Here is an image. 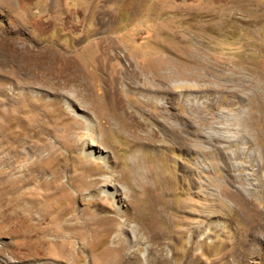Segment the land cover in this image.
<instances>
[{
    "label": "rangeland",
    "instance_id": "obj_1",
    "mask_svg": "<svg viewBox=\"0 0 264 264\" xmlns=\"http://www.w3.org/2000/svg\"><path fill=\"white\" fill-rule=\"evenodd\" d=\"M0 43L51 59L53 83L72 68L86 81L21 79L0 57V264H264V0H0ZM123 61L151 77L169 64L194 88L161 110L230 138L234 188L217 151L142 146L124 128L121 108L146 122L161 110L115 84ZM103 177L108 197L79 196ZM138 237L148 250L127 245Z\"/></svg>",
    "mask_w": 264,
    "mask_h": 264
},
{
    "label": "bare ground",
    "instance_id": "obj_2",
    "mask_svg": "<svg viewBox=\"0 0 264 264\" xmlns=\"http://www.w3.org/2000/svg\"><path fill=\"white\" fill-rule=\"evenodd\" d=\"M11 48L12 47L10 45L8 47L0 46V57L2 58L3 61H5L7 63H10L12 66L16 67V72L18 73V75L21 76V79L22 78H29V77L32 76L34 78L36 77L39 82H44L47 85L48 84L53 85V86L54 85H57V86L60 85V86H62L61 89L65 88L66 86H68L70 84L71 85L72 84H75V85L81 87V85L85 84V82H86L85 80L83 81V77H80L78 75V73L75 70V68H72V71H68V73L66 75H64L58 81L56 80L57 82L53 80L54 81V83H53L51 81L52 80L51 78H54V79H56V78L54 76L55 68H54V65H53V62L51 61V59H45V57H42V56L33 54V55H35L36 59H39L40 60V59H43L44 58L45 60L44 59L43 60H40V61H35L34 60L35 61V62L33 61L34 67H32V62L31 63L30 62L29 63H26V61L28 60L27 58H34L33 55H29V54H31L29 52L31 49L29 50L28 48L26 49V47L19 46V47H16V50L15 51H13ZM30 56H33V57H30ZM122 65H123V70H122L121 76L117 79V81H116L115 84H118V86L119 85L120 86L121 85H125L126 86L125 87L126 91L128 93L132 94V95L138 96L140 98L141 102L143 103V106H145V105H151V104L155 103L156 104V107L159 108L160 110L161 109H165V107H167V106L170 107V105L172 103L176 102L177 100H182V101L183 100H186L188 102L191 101V98L193 97L192 94L194 92H196L194 90V88H191L188 85H182V83H181V85L174 86L175 84L174 85L172 84V82H171L172 77L171 76H172V72H175V71L171 68V66L169 64H165V65H163L159 69V72L165 71V70L168 69L167 71L161 73L160 75L158 74L159 76L154 75L152 77L151 76H148V75H143L141 73V70H140L139 66L137 64L131 63V61L126 62V63H124V61H123L122 62ZM156 77H159V79L156 78ZM91 88H94V87H91ZM30 89L31 88H29V90ZM198 90H199V88H198ZM199 92H201V91H199ZM108 96L110 97V95H108ZM113 99H115V98H113ZM106 102H108V101H106ZM121 105H123V104L121 103ZM119 106L117 108H121ZM116 111H118V110H116ZM116 114L118 115V117L121 118V122L124 123V128L128 132H130V134L133 135L140 142V144H142V146L145 145V146L151 147V146H153L152 145V141H155V140L164 143L163 140L165 138L166 140H171L172 143H177L179 145L184 146L186 148V151L188 153H191V154L194 153V149L195 148L192 145V143H194L197 147L202 148L203 151H211V152L217 151L221 159L227 160V156H225V150H226V143L230 142V138L228 136L222 134V133H219V132H221V129L218 128V127H215L214 125H212V123H209L208 126H207V127H209L211 129V132L210 133H205L204 130H201L200 128L196 127L192 123V120H186V119H183V118H178L179 116L177 117L176 115L167 116V115H165L164 111H162V110H161V113L159 114V117H151V116H148L149 122H146L143 119L139 118L137 116V114H135L134 111H132V110H125V109H122L121 108V110H119L118 112H116ZM142 115L143 116H147V113H143ZM177 118L179 120H177ZM236 118L239 120V117H236ZM177 121H179V123H177V125H176V122ZM224 123H225V126H223L222 129L223 130H227V133L231 136V133L232 132H230L231 129L229 128L230 121L224 120ZM91 126L92 125L87 126V128L90 130L88 132L89 134L88 135L86 134V137H82V140H85L88 137H90V139H92L91 136L93 134L92 131H93L94 127H93V129H91L90 128ZM160 136H163L164 138L163 137H160ZM239 136H240V138L239 137H235V144H242V145H244L245 143H247V144L249 143V141H250L249 138L242 137L240 135V133H239ZM77 140L79 141L78 142V145H81L80 138L77 139ZM165 143L167 144V142H165ZM165 143L163 145H165ZM84 144H85V142H84ZM87 149H88V147H87ZM238 152H240V154H242V155L245 154V151L243 149L240 150V151H238ZM224 165H225V169L224 170L227 173V177H226V182L225 183H227V185H229V186H231V187L234 188V184L237 183V181H236L237 178H235L231 174V172H233L235 170V166L231 165V162H229L228 160L224 163ZM36 167H37L36 162H34V168H36ZM95 178H94V180L91 179L92 181H90V182L87 181V182L84 183L85 186L86 187H90V189L87 188V189H89V191H87L86 193L85 192H80L79 193V196L80 197H82V196L84 197L87 193H96L100 197L101 196L108 197L106 195V189L108 188L109 183H110L111 180L109 178H107V177H103L102 179H99V178L98 179H95ZM73 181L74 180L72 178H70V177H67V179H66V183H68L70 185H71V182L74 183ZM239 182H238L239 187H237L234 190L236 192H239L241 195H243L245 197L246 196H249V194L252 192V189H250V187L247 184L241 183V182L239 183ZM51 187H53V186H51ZM217 188H219V187L217 186ZM54 189H55V187H54ZM58 189L59 190H57V193L60 192L62 188H58ZM209 191L210 192L207 193L208 199H210V200L217 199V198H219V199L221 198L222 199L223 192H224L223 189H221V188H219V190L218 189H215V190L214 189H210ZM224 196H226V195H224ZM209 205H210V207L213 206L212 204H209ZM209 205H207V206H209ZM105 209L106 208L101 209V211L104 212ZM117 216L112 217V220L111 221L116 222L115 220H117V218H116ZM210 219H212V218H210ZM206 220H208V219H206ZM85 226H87V224H84V227ZM71 227H74V225L69 226L67 228L70 229ZM128 227H130V226H128ZM128 233H129V231H128ZM136 234H138V232ZM72 236H74V235H72ZM119 236H117L116 238L117 239L119 238L121 241L122 240L124 241V237H121V236L119 237ZM67 238H69V237H67ZM133 239H135V238H133ZM141 239L143 240V238H141ZM141 239L139 240V237H138V239L136 241H134V242H131V241H129L127 239L129 242H126V243H127L128 246L131 247L132 250L137 251V252L138 251H146V250H148L147 245ZM145 241H147V240L145 239ZM118 245H120V244H118ZM123 246L124 245H122V247ZM161 251L162 250H158L157 252L158 253H161ZM157 257H159V256H157Z\"/></svg>",
    "mask_w": 264,
    "mask_h": 264
}]
</instances>
